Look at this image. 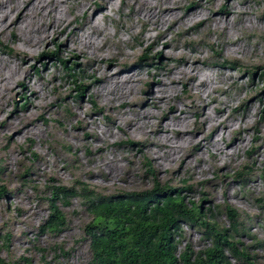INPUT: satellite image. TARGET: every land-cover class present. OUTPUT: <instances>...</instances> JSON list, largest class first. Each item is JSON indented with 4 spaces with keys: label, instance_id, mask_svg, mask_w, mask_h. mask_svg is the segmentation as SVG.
Segmentation results:
<instances>
[{
    "label": "rangeland",
    "instance_id": "1",
    "mask_svg": "<svg viewBox=\"0 0 264 264\" xmlns=\"http://www.w3.org/2000/svg\"><path fill=\"white\" fill-rule=\"evenodd\" d=\"M47 1L0 2V81L13 80L0 95V257L87 264L77 192L57 201L65 228L40 229L50 188L120 196L167 183L220 229L235 209L234 242L264 264V0ZM34 2L33 25L10 23ZM175 239L177 253L210 244L189 225Z\"/></svg>",
    "mask_w": 264,
    "mask_h": 264
},
{
    "label": "trees",
    "instance_id": "2",
    "mask_svg": "<svg viewBox=\"0 0 264 264\" xmlns=\"http://www.w3.org/2000/svg\"><path fill=\"white\" fill-rule=\"evenodd\" d=\"M56 61L63 67V78L76 84L79 72L75 65L59 57ZM261 79H264V70ZM81 85H76L79 91L83 90ZM147 172L151 173V168H147ZM250 173V167L244 165L235 177L244 179ZM4 191V186L0 185V194ZM73 192L84 201L91 216L84 228L89 239L87 264H257L254 256L234 242L240 231L235 209L226 208L230 230L220 229L207 219L201 204L187 201L182 192L167 183H155L151 190L120 196L102 195L80 187L50 188L49 216L40 226L42 232L58 233L65 228L66 220L57 201L74 195ZM183 225L196 228L203 239L210 240L207 248L194 251L187 247L177 253L180 240L175 238ZM0 239L1 251L8 235L0 234ZM0 264L17 262L0 257Z\"/></svg>",
    "mask_w": 264,
    "mask_h": 264
},
{
    "label": "bare ground",
    "instance_id": "3",
    "mask_svg": "<svg viewBox=\"0 0 264 264\" xmlns=\"http://www.w3.org/2000/svg\"><path fill=\"white\" fill-rule=\"evenodd\" d=\"M4 0H0V2H3ZM18 1V0H17ZM20 1V0H19ZM30 0H26V2H24V4H26V3H28ZM47 1V0H46ZM49 1H51V0H49ZM151 1V0H150ZM32 2V1H31ZM38 2V1H37ZM48 2V1H47ZM58 3H60V1H58V0H55L54 1V3H53V5L54 4H58ZM3 4V3H2ZM40 4V3H39ZM144 4H148V3H144ZM139 5H141V4H139ZM163 5V4H162ZM5 6V5H4ZM41 6V5H40ZM23 5H21L20 6V9H18L16 12H15V14H14V16L12 17V20L10 21V23H13V21H15V20H17V19H19L20 20V24L22 25L24 22H26L27 23V21H28V24L30 23H33V21H34V19H33V16L35 15V14H37V13H39V11H37L38 9V5L36 4V2H34V3H30V5H29V8H28V11H26L25 13H22L23 12ZM142 7V6H141ZM142 8H144V7H142ZM148 8V7H147ZM2 9V8H1ZM9 9H11V7L9 8ZM27 9V8H26ZM168 9V8H167ZM2 11H4V10H2ZM0 12V13H2L1 15H0V17H3V18H10V15L8 16L7 15V13L4 11V12ZM6 11H7V9H6ZM12 11V10H11ZM15 11V10H14ZM140 11V10H139ZM138 11V12H139ZM145 11V10H144ZM222 11V10H221ZM10 12V11H9ZM142 13V12H141ZM144 13V12H143ZM147 13V12H146ZM149 13V12H148ZM217 13H219V10L217 11ZM215 14V13H214ZM222 14V13H221ZM225 14H226V12H225ZM142 15V14H141ZM146 16H149L150 17V15H147L146 14ZM144 17V16H143ZM142 17V18H143ZM225 18V17H224ZM208 19H209V17H208ZM222 20V19H221ZM205 21V20H204ZM213 21H214V19H213ZM40 22H42L41 20H40ZM208 22H210V21H208ZM214 22H216V21H214ZM89 23V22H88ZM205 23H207L206 21H205ZM1 24V23H0ZM3 24V23H2ZM93 24V23H92ZM221 24V23H220ZM31 25H33V24H31ZM2 26V25H1ZM0 26V30H2V29H4L5 27H1ZM215 26V25H214ZM12 27V26H11ZM219 28V27H218ZM215 29V28H214ZM213 29V30H214ZM223 29V28H222ZM222 31V30H221ZM224 33V32H223ZM122 53V52H121ZM195 60V59H194ZM14 76V75H13ZM10 79V78H9ZM16 79H18L17 77H16ZM15 79V80H16ZM105 79V78H104ZM8 80V79H7ZM14 80V82H16ZM100 81V80H99ZM12 82H13V80H10V81H4V82H2V79H1V81H0V95L1 94H3V90L4 91H6V90H8V88H10L11 87V85H12ZM102 82V81H101ZM31 87L29 86V85H27L26 87H25V90L26 91H30L31 89H30ZM11 91V90H10ZM32 106V105H31ZM23 119V118H22ZM25 120V119H24ZM27 120V119H26ZM26 124H27V122H26ZM84 124V123H83ZM87 124V123H86ZM131 124V123H130ZM134 124V123H133ZM138 124V123H137ZM147 124V123H146ZM145 124V125H146ZM144 125V124H143ZM87 126V125H86ZM147 126V125H146ZM148 127H150V126H148ZM27 128V127H26ZM84 128H85V126H84ZM165 128V127H164ZM81 129V128H80ZM140 129V128H139ZM142 129V128H141ZM163 130V129H162ZM165 130V129H164ZM163 130V131H164ZM27 131V130H26ZM29 131V130H28ZM32 131V130H31ZM83 131V130H82ZM92 131V130H91ZM90 131V132H91ZM134 131H136V130H134ZM139 131V130H138ZM161 131V130H160ZM94 132V131H93ZM125 132V131H124ZM27 133V132H26ZM128 133V132H127ZM125 134V133H124ZM25 135V134H24ZM95 136H97V135H95ZM91 138V137H90ZM94 138V137H93ZM96 138V137H95ZM157 140V139H156ZM86 141V140H85ZM84 141V142H85ZM104 141H106V140H104ZM159 141V140H158ZM152 142V141H151ZM104 143V142H103ZM107 143V142H106ZM155 143V142H154ZM97 144H98V142H97ZM109 144V143H108ZM153 144V143H152ZM93 146V145H92ZM91 146V149L92 148H95L94 146L92 147ZM165 146V145H164ZM166 148V147H165ZM165 148H161V149H164L165 150ZM99 149V148H98ZM141 149V148H140ZM104 150V149H103ZM146 150V149H145ZM141 151V150H140ZM103 152V151H102ZM96 153V152H95ZM141 153V152H140ZM167 153H169V152H167ZM100 154V153H99ZM165 154V153H164ZM163 154V155H164ZM212 154V153H211ZM169 155V154H168ZM92 159H93V157H92ZM91 161V160H90ZM78 168V167H77ZM101 169V168H100ZM86 170V169H85ZM102 170V169H101ZM105 178V177H104Z\"/></svg>",
    "mask_w": 264,
    "mask_h": 264
}]
</instances>
